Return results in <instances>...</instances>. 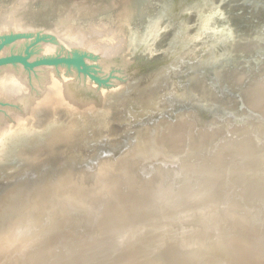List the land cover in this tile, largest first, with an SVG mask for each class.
<instances>
[{
  "label": "water",
  "instance_id": "1",
  "mask_svg": "<svg viewBox=\"0 0 264 264\" xmlns=\"http://www.w3.org/2000/svg\"><path fill=\"white\" fill-rule=\"evenodd\" d=\"M0 264H264V0H0Z\"/></svg>",
  "mask_w": 264,
  "mask_h": 264
}]
</instances>
